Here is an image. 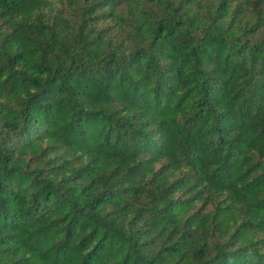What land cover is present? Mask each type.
Segmentation results:
<instances>
[{
    "label": "trees",
    "instance_id": "obj_1",
    "mask_svg": "<svg viewBox=\"0 0 264 264\" xmlns=\"http://www.w3.org/2000/svg\"><path fill=\"white\" fill-rule=\"evenodd\" d=\"M0 264H264V0H0Z\"/></svg>",
    "mask_w": 264,
    "mask_h": 264
}]
</instances>
